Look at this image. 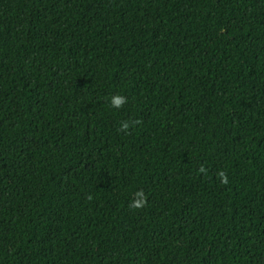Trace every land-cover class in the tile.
<instances>
[{
    "label": "trees",
    "instance_id": "16d2710c",
    "mask_svg": "<svg viewBox=\"0 0 264 264\" xmlns=\"http://www.w3.org/2000/svg\"><path fill=\"white\" fill-rule=\"evenodd\" d=\"M0 264H264V0H0Z\"/></svg>",
    "mask_w": 264,
    "mask_h": 264
},
{
    "label": "clouds",
    "instance_id": "9594fccd",
    "mask_svg": "<svg viewBox=\"0 0 264 264\" xmlns=\"http://www.w3.org/2000/svg\"><path fill=\"white\" fill-rule=\"evenodd\" d=\"M109 103L112 107L115 108H121L124 106V104L127 103V97L120 95L119 93H116L111 96ZM141 121L136 120L135 123H140ZM130 123L129 121H121L120 127L118 129L119 132H124L125 134H128L130 129ZM200 173H206V169L201 165V167L198 169ZM217 177L220 179V182L223 184L228 183V176L227 173L224 170H220L217 172ZM137 199L133 200L130 204V208L140 209L145 206L147 203V196L143 192V190H139L136 192Z\"/></svg>",
    "mask_w": 264,
    "mask_h": 264
}]
</instances>
